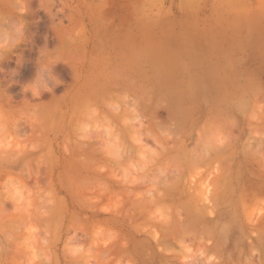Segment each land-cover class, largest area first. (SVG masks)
Instances as JSON below:
<instances>
[{"label":"rangeland","instance_id":"obj_1","mask_svg":"<svg viewBox=\"0 0 264 264\" xmlns=\"http://www.w3.org/2000/svg\"><path fill=\"white\" fill-rule=\"evenodd\" d=\"M3 1L0 264H264V0Z\"/></svg>","mask_w":264,"mask_h":264},{"label":"crops","instance_id":"obj_2","mask_svg":"<svg viewBox=\"0 0 264 264\" xmlns=\"http://www.w3.org/2000/svg\"><path fill=\"white\" fill-rule=\"evenodd\" d=\"M192 31H190V30H185L184 31V33H185V35L184 36H182L181 38H182V44L187 48V47H190L189 46V44L193 41V40H191L190 39V35H187V34H189V33H191ZM205 40H206V46H209L210 44H211V40H208V37H203ZM217 39V41H216V43L217 44H215V46L217 47L218 45H219V43H220V39H218V38H216ZM226 45H227V48H228V45H233L232 43H227L226 42ZM238 46V45H237ZM229 49H232V46L229 48Z\"/></svg>","mask_w":264,"mask_h":264},{"label":"bare ground","instance_id":"obj_3","mask_svg":"<svg viewBox=\"0 0 264 264\" xmlns=\"http://www.w3.org/2000/svg\"><path fill=\"white\" fill-rule=\"evenodd\" d=\"M3 1V0H2ZM8 1V0H7ZM4 2V1H3ZM2 3V2H1ZM3 4V3H2ZM6 5V4H5ZM7 6V5H6ZM0 11H1V9H0ZM147 88V87H146ZM100 89V88H99ZM95 91V90H94ZM36 91L34 90V93H35ZM101 92V91H100ZM37 93V92H36ZM38 94V93H37ZM95 96V95H94ZM96 96H98V95H96ZM100 98V97H99ZM95 100H97V99H95ZM99 100V99H98ZM89 108V107H88ZM88 108H86V109H88ZM0 109H1V107H0ZM84 110V109H83ZM83 110H82V112H83ZM81 112V113H82ZM89 112V111H88ZM87 111H86V113H88ZM80 113V114H81ZM85 113V112H84ZM91 114V113H90ZM84 115V114H83ZM82 115V116H83ZM93 115V114H92ZM89 117H90V115H89ZM92 117V116H91ZM78 118H80V117H78ZM88 120V119H87ZM81 121V120H80ZM84 128H85V126H84ZM138 193V192H137ZM141 195V194H140ZM147 195V194H146ZM149 195V194H148ZM151 196V195H150ZM261 201V200H260ZM148 202V201H147ZM148 204H149V202H148Z\"/></svg>","mask_w":264,"mask_h":264}]
</instances>
